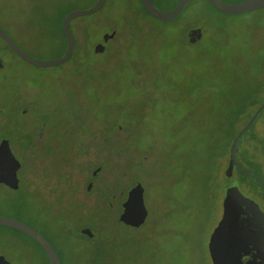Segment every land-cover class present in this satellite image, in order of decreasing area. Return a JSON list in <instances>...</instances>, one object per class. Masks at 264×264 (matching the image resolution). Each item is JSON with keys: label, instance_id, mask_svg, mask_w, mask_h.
I'll list each match as a JSON object with an SVG mask.
<instances>
[{"label": "rangeland", "instance_id": "374dc122", "mask_svg": "<svg viewBox=\"0 0 264 264\" xmlns=\"http://www.w3.org/2000/svg\"><path fill=\"white\" fill-rule=\"evenodd\" d=\"M152 1L162 10L176 3ZM94 2L0 0V27L31 56L51 59L65 50L63 14ZM70 26L72 54L49 66L23 60L0 37V139L26 164L18 176L27 184L0 182V216L42 233L62 264H212L208 240L230 184L229 141L254 109L238 116L228 108L264 100V8L230 14L191 0L163 20L140 0H105ZM192 27L202 33L189 42ZM257 126L264 107L241 142ZM252 171L264 181V165ZM233 175L264 209L257 181ZM136 181L148 214L131 226L118 215ZM0 254L13 264H50L34 238L2 224Z\"/></svg>", "mask_w": 264, "mask_h": 264}, {"label": "water", "instance_id": "95a60500", "mask_svg": "<svg viewBox=\"0 0 264 264\" xmlns=\"http://www.w3.org/2000/svg\"><path fill=\"white\" fill-rule=\"evenodd\" d=\"M144 8L155 17L163 20H170L179 15L185 5L191 0H177L175 5L169 10L158 8L152 0H140ZM216 8L225 13H240L255 8H264V0H239L235 3H229L224 0H209ZM105 0H95L88 8L73 9L66 12L61 20L62 29L66 36V49L64 53L58 57L51 59H38L24 51L14 39L0 27V37L13 49V51L23 60L36 66H49L61 63L70 57L75 45L74 33L70 26V20L76 16L89 14L98 10ZM200 27H192L187 32L190 42L195 41L201 36ZM114 35L113 32H105L103 34V42L107 41ZM103 42H97L94 45L96 52L105 48ZM264 107V100L259 103L253 111L246 123L232 137L229 146V155L227 165L224 169V177L230 182L222 199V213L212 229L209 240L208 250L212 264H264L256 262L251 258H244L246 253L259 256L264 255V233L260 229H256L246 218L245 214L257 218L264 223V210L260 204L249 196L245 195L234 180V168L237 166L245 173L257 178L264 187V181L257 175L251 174L244 170L236 157L237 144L243 133L251 126L257 115ZM21 167V161L14 155L11 150L8 139L0 140V182H3L11 188H18L20 179L18 170ZM99 169L94 170V173ZM91 182H88L87 189L90 188ZM143 186L136 181L128 190L125 199L122 201V210L118 215L121 222L131 226H140L147 214L148 210L144 203ZM0 224L10 226L23 231L34 238L44 249L50 264H62L57 252L55 251L49 240L38 230L28 225L24 221L10 216H0ZM82 231L92 235V231L88 227H82ZM0 264H13L4 255L0 254Z\"/></svg>", "mask_w": 264, "mask_h": 264}, {"label": "trees", "instance_id": "16d2710c", "mask_svg": "<svg viewBox=\"0 0 264 264\" xmlns=\"http://www.w3.org/2000/svg\"><path fill=\"white\" fill-rule=\"evenodd\" d=\"M209 1V0H208ZM141 2V1H140ZM176 2H177V0H176ZM210 2V1H209ZM211 3V2H210ZM142 4V3H141ZM212 4V3H211ZM175 5V4H174ZM143 6V5H142ZM144 7V6H143ZM64 15V14H63ZM63 17V16H62ZM61 20H62V18H61ZM60 26H61V31H62V35L64 36V40H65V49H66V36H65V34H64V31H63V29H62V25H61V22H60ZM114 36H116V32L114 33ZM13 51V50H12ZM65 51V50H64ZM262 101H260V102H258L257 103V105L256 106H254L255 104H256V102L255 101H245L244 103H243V105H232V104H230L229 105V112L230 113H232V115H240V114H242L243 112H245V110H247V109H249V108H253L254 107V109H256V107L259 105V103H261ZM254 109H253V111H254ZM249 128H251V126L249 127ZM248 128V129H249ZM247 129V130H248ZM246 130V131H247ZM238 131V130H237ZM236 131V132H237ZM235 132V133H236ZM235 133H234V135H235ZM246 133V132H245ZM252 134L253 133H251V136H250V138L248 139V140H244L243 142H241V139L238 141V146H237V150H236V152L239 150V152H240V157L238 158L237 157V155H236V157H237V160H238V162H239V164L242 166V168L244 169V170H246L247 172H249V173H256V172H253L252 170L254 169V170H258L259 169V166L257 165V162H256V157H255V152L253 151V149H254V139H253V136H252ZM233 135V136H234ZM243 135H245V134H243ZM232 136V137H233ZM232 137H231V139H232ZM242 137V136H241ZM231 139H230V141H229V144H230V142H231ZM262 140H263V145H262V150H263V153H262V159L264 160V137L262 138ZM239 145H240V148L238 149V147H239ZM247 148H250V150H247ZM23 165H24V163H23ZM26 165V164H25ZM23 166L22 167V164H21V167L22 168H25L26 166ZM262 166H263V163H262ZM21 169V168H20ZM237 171L241 174V175H243V176H251V177H253L256 181H257V183L259 184V186H261V188H262V190H263V192H264V187H263V185H262V183L260 182V181H258V179H256L254 176H252V175H250V174H247V173H245L243 170H241L240 168H239V170L237 169ZM59 178H62L63 179V175L60 173V174H58L57 175ZM21 187H24L26 190H27V184H25L24 182H22L21 184H19V187H18V189L19 188H21ZM64 188H66V187H62V188H60L61 189V193L62 194H64V195H68L67 193L68 192H66V190L64 189ZM75 191H76V189L74 190V191H71L69 194L71 195V197H73L74 196V193H75ZM71 199V198H70Z\"/></svg>", "mask_w": 264, "mask_h": 264}, {"label": "flooded vegetation", "instance_id": "af4514ba", "mask_svg": "<svg viewBox=\"0 0 264 264\" xmlns=\"http://www.w3.org/2000/svg\"><path fill=\"white\" fill-rule=\"evenodd\" d=\"M188 32V31H187ZM2 38V37H1ZM3 39V38H2ZM4 40V39H3ZM188 40V38H187ZM5 41V40H4ZM189 41V40H188ZM6 42V41H5ZM190 42V41H189ZM7 44V43H6ZM8 45V44H7ZM9 46V45H8ZM10 47V46H9ZM11 48V47H10ZM11 50H13L11 48ZM1 65V64H0ZM239 130V129H238ZM243 135V134H242ZM253 136V139H254V149L253 151L255 152V157H256V162H257V165L259 166V168L262 167V163L264 165V160L262 159V156L260 155V149L262 148V145L259 143V139L260 138H263L264 137V127H261V126H257L255 129H254V132L252 134ZM1 140V139H0ZM247 150H250V148H247ZM241 166V165H240ZM242 167V166H241ZM20 169V168H19ZM239 170V168L236 166L234 168V171L235 170ZM19 171V170H18ZM96 173V172H95ZM93 173V174H95ZM257 179V178H256ZM259 181V180H258ZM91 182V181H89ZM262 208V207H261ZM263 209V208H262ZM264 210V209H263ZM250 213H247L245 214L246 218L250 221V223L253 225V227H255L256 229H260V232L264 233V223H261V221L257 218H254L253 219V216L249 215ZM244 258H251V259H254L256 262H259V263H264V255L263 256H259L257 254H255L254 256H252V254L249 252V253H246L244 255ZM49 260V259H48Z\"/></svg>", "mask_w": 264, "mask_h": 264}]
</instances>
